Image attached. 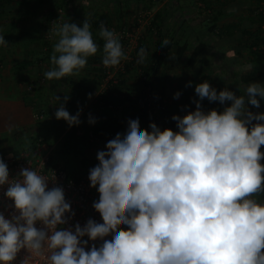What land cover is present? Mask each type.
<instances>
[{"label": "clouds", "instance_id": "obj_1", "mask_svg": "<svg viewBox=\"0 0 264 264\" xmlns=\"http://www.w3.org/2000/svg\"><path fill=\"white\" fill-rule=\"evenodd\" d=\"M98 36L104 67L126 59L114 31L101 24ZM50 38L48 81L78 75L99 51L87 19L82 26L57 25ZM168 44L164 39L160 47ZM0 46H7L3 35ZM149 55L141 47L136 63ZM238 91L196 84L195 109L171 117L176 130L154 122L142 128L138 116L129 118L89 169L100 221L89 218L83 226H67L75 212L63 187L50 188L30 166L10 178L0 157V188L7 186L4 197L11 202L7 216L0 211V264H14L22 250L27 255L20 264L34 258L45 264H264V112L249 107L261 108L264 82ZM54 99L55 118L78 126L83 110L70 114L68 95ZM205 99L222 110H205ZM88 123L96 119L89 115Z\"/></svg>", "mask_w": 264, "mask_h": 264}, {"label": "trees", "instance_id": "obj_2", "mask_svg": "<svg viewBox=\"0 0 264 264\" xmlns=\"http://www.w3.org/2000/svg\"><path fill=\"white\" fill-rule=\"evenodd\" d=\"M92 1L95 0H24L22 1L24 5V9H22V11L24 10L27 13L34 12L37 8L36 6L44 5L45 7L51 9V12L49 11V13H52V10L60 9L66 10L68 13H70V15H75V12L78 9L82 11H88L87 9L90 8L89 6ZM99 1L103 3L114 2L117 3L119 6L121 3H125V7H127L128 3L131 0ZM132 1L138 3L144 2V0ZM152 1L158 3L157 0ZM174 1L177 4L178 11L182 9L183 11H194V9H196V12L194 11L193 15H189V17L186 18L183 15V12L180 11L177 14V17H175L177 21L173 23L164 24V12L157 11L155 13L152 21L150 22L149 27L147 28V31L155 32L158 35L159 39H157L155 49L153 53L149 56V58L146 59L144 63L138 64L139 68L144 74L146 86L150 87L151 84H153V82H155L156 80L162 81L164 79V77L160 78L158 72L160 71V68L164 66V61L166 60L165 57L167 55L173 54L178 58L184 55L189 49H191L190 55L187 60V69L190 70L196 65V63L201 58L202 54L209 47L212 46L219 47L221 49L220 51L223 57V63H225V65H227L228 67L235 65L237 62H240L239 57L244 56L243 53L247 51L249 57H244L242 62L245 66H253L257 73L249 72L244 73L245 76L241 75L240 77H242L241 80L243 81V83L248 84L257 79L259 80L261 77H264V65H262L264 62V57L262 55V52L264 50L263 0H227V2H225L226 7L223 9H218V11H214L212 7L213 2H215L214 0H186L184 3L182 0ZM188 1L189 3L185 4ZM12 3H14V0H0V14L6 12L7 9L8 11H10ZM246 5H248L247 9L249 12L245 18L247 19L246 21H244L245 19L242 18L237 22H230L224 24L219 29H217L218 20H220L227 14L236 12L238 8L244 7ZM86 19L91 25V32L93 34V38L94 40H98L97 43L99 45V50L102 51L104 41L98 36L97 30L100 29L101 24L103 22V18L102 16H99L97 13H95L90 14L88 17H86ZM184 28H190L192 31L194 29L196 30L197 28H201L202 30L195 31V33L194 31L190 32L189 35L186 36L182 41L183 35L181 34V32L184 30ZM198 32L202 33L200 37L196 36ZM164 39H168L169 44L167 45V47H160ZM208 39H214L215 43H209L208 41H206ZM232 40H238L240 42L244 41L246 45H243L244 48L242 46H231L230 43ZM44 44L47 47L46 51L40 50L32 52L34 55H36V60H38L39 62L49 61L50 56L53 52V48L50 43L45 42ZM141 47H143V45L140 41L137 46V50H139ZM96 61H101V59L97 57ZM124 69L126 72H131L136 68H134L132 64H125ZM66 78L67 77L62 79ZM124 84L125 80H123L122 78L117 82H114V80H110L107 83L106 88L100 93L99 100L105 105H112L113 107L120 108L123 107V109H126L127 111L133 110L138 114L144 115L146 118H148V124L154 122L160 127L161 121L158 120L156 114H154L153 108L149 106L148 101L145 98V93L140 95L139 98L134 97L133 93H131L127 89L125 91V88H123ZM161 89L162 90L160 98L162 100L164 97H166V93L164 91V87H161ZM194 98L198 99V97ZM202 106L205 110L213 108L217 110H222L219 102L209 103L207 99L202 102ZM194 109L195 104L193 105L191 110ZM40 112L44 114V118L46 119L50 115V113L47 111V108L43 109ZM81 125V133H79L80 131H78L77 126H74L72 131H68L65 134L62 128H57V130H55L56 137L53 139H49V142H53L54 139H61V137H65V139H62L63 144L61 145V147L63 145H65L66 147L61 148V150H57L56 148H54L53 155L50 160L51 164L56 165L59 163L58 160L60 159H58V156L60 151L71 149L72 151H78V147L82 146L83 144H85L87 147L90 142H94L95 139L90 140L88 138V134L90 132L95 135L96 139L99 136V132L102 133V136L105 132V127L103 125L96 126L95 124H89L88 121L84 122L83 120H81ZM38 139L35 138L33 141L30 142L29 146L25 147L27 149L35 148ZM46 139L48 138H45L44 140ZM18 149L19 147H16L15 151H17ZM92 167H94L92 166V163H89V169Z\"/></svg>", "mask_w": 264, "mask_h": 264}, {"label": "crops", "instance_id": "obj_3", "mask_svg": "<svg viewBox=\"0 0 264 264\" xmlns=\"http://www.w3.org/2000/svg\"><path fill=\"white\" fill-rule=\"evenodd\" d=\"M22 1L24 0H14V3H12L13 9L11 7L10 11L7 9L6 12L0 14V35H3L7 41V46H0V138L9 139L7 142L9 145H6L8 147V153H11L18 147L19 142L18 138L15 137V134H17L15 130L18 127L21 129L25 128L24 125L26 122H29V116L33 109H35L34 106L39 111L47 108L50 115L47 119L44 118L41 121H35L33 125L28 124L31 128L29 132L35 133L32 137L36 139H53L56 137L55 130L57 128H62L64 134L73 130L74 126L69 127L65 121L55 118L54 113L58 107V105H55L57 103L54 99L56 95L61 98V101H63L65 95L70 97L65 105L70 114L75 115L78 109L83 110L80 120L87 122L89 115H91L96 119L95 125H103L105 132L110 130L112 133L116 132V134L123 133L125 130V120L120 116L114 115L113 111H108L106 106L99 100L100 93L110 81L107 78H102L101 73L97 71L100 68L101 62L95 61V64L87 63L86 67L78 75L68 76L66 79L59 81H48L44 78V72L51 68L50 60L39 62L36 60V55L32 52L40 50L46 51L47 47L44 44L45 42L50 43L53 48L55 40L46 37L49 28L47 24H49L51 18L58 14L55 10L49 13L51 9L44 5H38L34 12L27 13L24 10L22 11L24 9ZM183 1L185 2L186 0ZM224 1L227 2V0ZM167 65H170V63L167 64L164 61V66L158 72L160 78L164 77ZM187 70L186 67L185 71ZM42 78H44L43 81ZM241 78L238 76L237 82L242 92L243 87L247 84L243 83ZM164 79L162 80L163 83L165 82ZM185 81L183 80L182 83V81L180 82L178 80L175 85L169 84V82L164 83L166 85L163 86L166 96H173L174 91L172 89L176 88L180 90L181 95L175 102H183ZM253 82H264V77ZM154 83L157 82L155 81ZM235 90L240 93L238 87ZM90 93L92 94L91 99H89ZM187 106L193 107L191 105ZM249 107L253 112H264V101L261 102V108L259 110L252 108V106ZM115 108L122 109L120 107ZM124 110L121 114L125 112ZM81 126V123L77 126L78 131H80L79 133L82 131ZM140 126L142 128H148L149 124L147 127H144L143 124H140ZM14 132L15 134H13ZM99 136H102V133L99 132ZM99 136L86 147L89 148L88 152L91 157V160L89 157L88 163H92V166L98 163L96 154L99 150H102ZM62 139H65V137L49 143L56 148L57 142L60 145L63 144ZM29 144L25 146H29ZM261 150L264 151V146L261 147ZM261 162L264 163V161Z\"/></svg>", "mask_w": 264, "mask_h": 264}, {"label": "rangeland", "instance_id": "obj_4", "mask_svg": "<svg viewBox=\"0 0 264 264\" xmlns=\"http://www.w3.org/2000/svg\"><path fill=\"white\" fill-rule=\"evenodd\" d=\"M214 1L215 2H213L212 4L214 11H218V9H223L226 7L224 0H218V1L214 0ZM157 2L158 3H155L152 0H144V2L138 3L131 0L128 3V6L125 7V3H121L119 6L117 3L114 2L103 3L99 0H95L91 2L89 6L90 8L87 9L88 11H82L78 9L75 12V15L72 14L70 15V13H68L66 10L60 11V9L58 10L56 9L55 11L57 12L58 15H55V17L58 20L59 24L68 21L71 23H76L77 26H82L84 20L90 14L97 13L99 16H102L103 18L102 24L105 27H107L109 30L114 31L119 36L126 59L122 60L118 66L110 67L108 72L107 70L108 68H104L102 64V51L99 50L95 56L88 58V64H95L97 57L101 59V61H98L101 63H100V68L97 71L101 73L102 78H107L109 80L115 79L117 81H119L122 78L123 80H125V84L123 85L124 86L123 88H125V91L127 89L128 91L133 93L134 97L139 98L140 95H142L143 93L147 95L149 91L151 92L152 95L161 97V90H162L161 87L166 86L164 85V83L166 84V82H169V84L175 85L176 82H178V80H180V82L182 81L183 83V80L185 81V79H187V81H185L184 90H183L184 91L183 102L182 101L180 102L177 101V103L175 102L176 99L173 98L174 94L180 91L177 90L176 88L172 89L174 91L173 96H166L163 98L166 101L167 115L169 117V122L172 124L173 129H176L175 121H173L171 117L174 114L182 116L186 114L187 111H191L192 109L191 107H187V109H185L184 106L194 105L192 103V100L194 99V97H196L194 92V87L196 84L204 81H208L218 91L223 90L225 87H228V89L239 95L240 93H238L237 90H235V88L238 87L239 84L237 82V77L241 75H245L244 73H249V72L257 73V72L253 68V66H245L244 63L242 62L244 57H249L247 51L243 53L244 56L239 57L240 62H237L235 65L228 67L227 65H225V63H223V57L220 51L221 49L219 47L212 46L209 47L202 54L201 58L196 63V65L187 71H185V68L187 67L186 64L191 49H189L184 55L178 58L173 54L167 55L165 57L166 59L165 61L167 64L170 63V65H167V69L164 76L165 82L163 83V81L156 80L158 84L154 82L153 84H151L149 82L151 86L150 87L146 86L144 74L142 73V70L139 68L138 64L136 63L137 53L139 51L137 50L138 49L137 46L141 41L143 47L148 50L150 55L153 53L156 46V41L159 38L155 32L147 31V28L149 27L150 22L152 21L155 13L157 11L164 12V16H163V24H164V23H173L177 21L175 17H177V14L180 11L183 12V15L186 18H188L189 15H193L194 11L196 12V9H194V11L193 10L183 11V9L178 11L177 4L173 0H157ZM188 3L189 1L185 4ZM247 7L248 5L244 7H240L237 9L236 12L227 14L224 17H222L220 20H218L217 29H219L224 24L230 22H237L242 18L245 19L247 14L249 13ZM246 20L247 19H245L244 21ZM47 26L49 27V24H47ZM99 30H97L98 33ZM201 30H202L201 28H197L196 30L194 29L193 31L195 33V31H201ZM122 31L123 32L128 31L129 36H127L126 34L121 36ZM193 31L190 28L188 29L184 28V30L181 32V34L183 35L182 41L186 36L189 35L190 32ZM201 34L202 33L198 32L196 36L200 37ZM213 40L214 39H208L206 41H208L209 43H215V40L214 41ZM95 41L97 43L98 40ZM230 45L235 47L236 46L243 47V45L246 44L244 41L240 42L238 40H232ZM262 55L264 57V50L262 52ZM149 56L147 57V59L149 58ZM125 64H132L136 69L132 70L131 72H126L124 69ZM262 65H264V62ZM184 73H186L185 74L186 76L184 75ZM189 81L192 82V86L186 87ZM185 102H187L186 105ZM227 103L230 105V102ZM34 107L35 109H33L32 113L29 116V122H26L24 125L25 128L21 129L20 127H18L15 130L17 134H15V132L13 133L16 135L15 137L18 138V142H19L18 147L20 149L26 148L25 145H28L31 141L35 139L34 137H32L35 133L29 132L31 128L28 126V124H32V125L34 124L35 122L34 114L40 112L36 106ZM106 108L108 111H113L114 115L120 116L125 120V130L127 127V120L133 116H138L140 120V124H143L144 127L148 126L147 124L148 118H146L144 115L138 114L133 110L127 111L124 110L123 107L121 110L116 109L115 107H111V108L106 107ZM222 108L223 106H221V109ZM123 110L125 112L121 114ZM115 135L116 132L112 133L110 130H107L102 137L99 136L100 138L99 142L101 143L102 150H105L106 143L110 139H113ZM8 140H9L8 138H2V139L0 138L1 154L8 153V147H7L9 145V143H7ZM55 140L56 139H54V142ZM45 141L49 143V139H46ZM64 147L66 146L63 145L61 147V145L57 142L56 144L57 150H61V148ZM85 147L86 145L83 144L82 146L78 147L77 149L78 151H72V149L60 151L58 156V159L60 160H58L59 161L58 164H61V166L64 167L68 173H71L73 175H78L81 173V171L89 169L88 166L89 157H90L88 152L89 148H85ZM12 152H15V150ZM94 192L96 195H98L95 189Z\"/></svg>", "mask_w": 264, "mask_h": 264}, {"label": "built area", "instance_id": "obj_5", "mask_svg": "<svg viewBox=\"0 0 264 264\" xmlns=\"http://www.w3.org/2000/svg\"><path fill=\"white\" fill-rule=\"evenodd\" d=\"M57 25H59V23L56 17L51 18L46 35L47 38L52 39L50 38L51 30ZM124 34L129 36L128 31H122L121 36ZM109 69L110 68L107 69L108 72ZM43 80L44 78H42V81ZM114 82H117V80L114 79ZM145 98L148 101L149 106L153 108L154 114H156L158 120L161 121L160 128L162 130L166 127L173 129L167 115L166 101L164 99L161 100V98L156 95H152L150 91L147 95L145 94ZM105 106L108 108L113 107L112 105ZM34 119L37 122L41 121L44 119V114L37 112L34 114ZM88 138L90 140L96 139L95 135L91 132L88 134ZM54 148L55 147L52 144L47 143L43 138H39L36 142L35 148L33 149L22 148L11 153H0V157H3L8 165L10 178H14L21 168H27L30 166L32 169L38 171L49 180L50 188L53 186L63 187L66 201L71 204V208L75 212L74 218L69 221L67 226L71 227L76 222H79L81 226H83L89 218L100 221L99 214L92 208L93 202L98 199L99 195H96L94 189L90 187V182L88 180L89 169L81 171L78 175H73L68 173L60 164H51L50 160L52 158ZM6 187L7 186L0 188V211H5L6 206L11 203L4 197ZM9 211L10 209L5 211L6 216L9 214ZM37 226L39 227V225ZM121 227L124 226L121 225ZM25 255H27V253L22 250L18 254L14 264H20ZM31 264H45V262L39 258H34Z\"/></svg>", "mask_w": 264, "mask_h": 264}]
</instances>
